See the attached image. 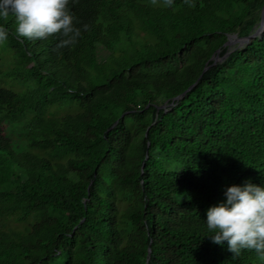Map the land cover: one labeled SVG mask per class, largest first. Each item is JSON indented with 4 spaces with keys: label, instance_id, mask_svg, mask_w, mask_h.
Listing matches in <instances>:
<instances>
[{
    "label": "trees",
    "instance_id": "1",
    "mask_svg": "<svg viewBox=\"0 0 264 264\" xmlns=\"http://www.w3.org/2000/svg\"><path fill=\"white\" fill-rule=\"evenodd\" d=\"M190 3L78 0L70 48L17 38L9 18L0 264H264L206 225L227 187H264V30L224 46L264 0Z\"/></svg>",
    "mask_w": 264,
    "mask_h": 264
},
{
    "label": "clouds",
    "instance_id": "2",
    "mask_svg": "<svg viewBox=\"0 0 264 264\" xmlns=\"http://www.w3.org/2000/svg\"><path fill=\"white\" fill-rule=\"evenodd\" d=\"M171 7L174 0H164ZM78 0H0V43L7 41L9 18L15 22L14 35L30 40L47 39L55 34L62 39L58 48L72 47L81 36L79 20L70 9ZM190 7V0H185ZM89 26L83 25L87 31ZM226 199L206 211V225L214 244L227 242V250L238 257L242 251H255L264 260V187L246 180L224 192Z\"/></svg>",
    "mask_w": 264,
    "mask_h": 264
},
{
    "label": "water",
    "instance_id": "3",
    "mask_svg": "<svg viewBox=\"0 0 264 264\" xmlns=\"http://www.w3.org/2000/svg\"><path fill=\"white\" fill-rule=\"evenodd\" d=\"M263 30H264V4H263L262 9H261L260 21L258 23V26L255 28V30L251 34H249L248 36L243 37V38H237L236 35L229 36L227 38L226 42L224 43V46L230 48V44H234V43L237 44V46H241V45L247 43L252 38L259 36ZM220 60H221V58H218L217 54L214 57H212L213 64H216ZM206 69L207 68H204L203 71H205ZM189 88H190V86L184 92H182L181 94L174 97L169 104H163V105L159 106L158 108L162 109L163 112H165L167 110L168 106L172 105L173 102L179 100L186 93V91ZM148 253H149V251H147V257H148ZM143 264H147L146 260L143 262Z\"/></svg>",
    "mask_w": 264,
    "mask_h": 264
},
{
    "label": "rangeland",
    "instance_id": "4",
    "mask_svg": "<svg viewBox=\"0 0 264 264\" xmlns=\"http://www.w3.org/2000/svg\"><path fill=\"white\" fill-rule=\"evenodd\" d=\"M237 44H230V47H234V46H236ZM8 57V56H7ZM7 57H5L4 58V60H6V59H8ZM8 68V65L6 66H3V67H0V70H2V71H4V70H6ZM16 133H18V130L16 129V132H15V135H12V139H14V140H17V136H16Z\"/></svg>",
    "mask_w": 264,
    "mask_h": 264
}]
</instances>
